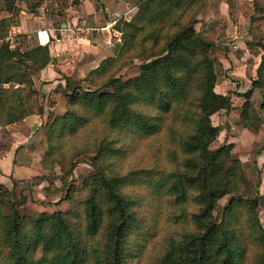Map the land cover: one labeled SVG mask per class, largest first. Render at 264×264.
Here are the masks:
<instances>
[{"label": "trees", "instance_id": "16d2710c", "mask_svg": "<svg viewBox=\"0 0 264 264\" xmlns=\"http://www.w3.org/2000/svg\"><path fill=\"white\" fill-rule=\"evenodd\" d=\"M205 5L206 0H143L129 20L114 25L120 37L115 58H106L82 79L62 76L65 113L47 128V154L53 153L63 172L65 139L98 133L96 174L84 180L89 193L83 201L73 199V190L67 192L69 209L63 212L30 218L19 211L24 197L9 204L1 201L0 264H131L142 248L132 245L138 241H131L133 234L151 238L160 222L152 195L126 189L138 182L136 174L129 170L119 176L115 171L142 143L152 146L156 164L162 158L170 165L161 189L181 213L186 205L192 210L194 231L169 241L158 264H246L249 243L256 249L249 264H264L258 197L241 198L250 190L240 161L230 158L232 144L212 148L222 128L211 117L231 110L232 102L230 94L215 92V45L195 30ZM227 6L232 21L242 16L248 22L249 34L264 33V6L237 8L233 0ZM51 61L46 45L21 51L3 41L1 128L43 114L32 78ZM135 61L136 76L116 77ZM254 91L264 96V54L250 88L237 94L245 99L239 114L242 127L258 133L264 100L253 105ZM96 121L104 129L94 128ZM229 195L221 220L214 218L218 202Z\"/></svg>", "mask_w": 264, "mask_h": 264}, {"label": "rangeland", "instance_id": "374dc122", "mask_svg": "<svg viewBox=\"0 0 264 264\" xmlns=\"http://www.w3.org/2000/svg\"><path fill=\"white\" fill-rule=\"evenodd\" d=\"M204 9L198 16V20L202 16ZM195 30H198L197 32L202 36H207L208 38H206V40L210 38L212 43L217 46L218 44L216 42L219 40L225 42L226 36L229 38L228 35L234 34L233 26L219 17V15L216 18H212L203 31L198 27ZM119 38L120 37H116L111 40L110 45L106 48V52L103 53L96 67H98L102 61L106 60V58L116 57L115 50L117 45L120 44ZM252 50L255 51L254 49ZM211 55V58L216 62L221 54L216 53V47H214ZM137 66L138 62L135 61L133 65H129L120 71L116 77L128 79L136 76L138 73ZM88 70L89 68H86V72L82 75L78 73L79 77L77 76V79L84 78L89 72ZM219 75L223 76L222 73ZM33 78L35 80H40L36 76ZM55 81H62V79L57 78ZM55 81H50L47 84H51ZM43 83L44 82H42V84ZM63 83L54 84L51 91H46L45 89L44 94L40 95V102L43 106L45 118L42 126L35 131L29 142L25 144V146H28L29 150H31L28 158L21 160L24 161L25 164L28 162L29 170L23 172L19 176V180H13L12 175H10L6 184L0 186V202L2 201L3 203L9 204L10 202L19 201L21 197H24L26 199L25 204L19 207V211L21 214L30 218H40L43 214L68 210L69 201L67 200V192L69 190L74 191L72 197L75 201H83L89 193V189L84 185V180L86 178H92V176L96 174L93 168V162L95 157L94 154L101 140V135L98 133H94L91 136L78 134V136L73 139L69 137L65 139L62 143L64 157L63 172H61L60 167L54 163V158L56 157L53 153L47 154V128L56 116H60L59 112H62V115L65 113V98L62 96L61 92ZM83 86L87 87L85 83ZM34 90L36 91V88ZM241 90L246 91L247 89L242 87ZM55 93L60 94V99L63 100L61 104L62 109L55 107ZM45 98H48L47 102ZM244 102L245 101L235 103L237 111L239 112L237 114L229 113V111H221L211 117V122L214 126L219 125L226 131L225 134L223 133L220 137L218 136V139L212 144V148L215 149L225 145V142L229 140L227 137L228 134L237 138L234 142L238 144V148H235V145L232 144V156L230 155V158H235L240 161L250 190L248 196L243 195L241 198L252 200L258 197L257 214L264 228V154L259 157L257 156L261 148L264 147V115L262 112L259 113L263 123L261 130L253 135H248V133L243 130L239 121L240 109ZM251 102L253 105L259 106L261 102H259L257 93H253ZM96 123L98 124L94 125V128L104 129V123L102 121H96ZM242 131L245 132L243 136L241 134L243 133ZM250 132L252 133V131ZM240 136L242 137L240 138ZM83 143L86 144L84 148L88 150L87 152H82ZM139 148L140 150L133 154V156L129 154L127 160L123 161V164H119V167H115V171L119 176L121 173L123 175V173L129 172V170L131 174L132 172L135 173L136 176H134V179L137 177L138 182L126 189H138L137 191L142 192V194L152 195L156 201L153 207L156 208L155 210L158 212V217L160 218V222L157 224V231H155L156 233H154L151 238H143L142 240L140 236L133 234L134 236L131 237V241H138L132 245L137 248L142 246V248L141 251H139L140 254L138 255V253H136L135 258L131 260V264H158L159 255L164 247L168 246L169 241L177 242L184 234L194 231L189 221V215L192 210L186 205L181 207L184 208V212L181 213V209L175 206L170 195L165 194L166 192L161 189L162 179L165 177L164 175L171 171L170 165L162 163V158L158 161L159 164H156L155 152L148 143H142ZM241 160L244 162L242 163ZM108 162L110 163V161ZM147 173H151V175L147 177ZM114 175L116 176L115 173L113 176ZM158 187L160 188L157 189ZM230 199H232L231 195L225 196L218 202V207L213 212L214 218L221 220L222 208L227 205ZM1 212H6V208L2 209ZM248 245L251 250L249 251V258H247L246 264H249L256 254L254 246L250 243Z\"/></svg>", "mask_w": 264, "mask_h": 264}, {"label": "crops", "instance_id": "0c3cea01", "mask_svg": "<svg viewBox=\"0 0 264 264\" xmlns=\"http://www.w3.org/2000/svg\"><path fill=\"white\" fill-rule=\"evenodd\" d=\"M141 1L143 0H0V41L8 42L12 49L19 48L21 51L48 46L52 61L36 76L40 80L33 78L34 89L41 95L45 89L51 91L54 84H62L63 81H55L62 78V75L77 79L78 73L82 75L86 68H89L88 71L95 69L111 40L119 37L114 30L117 20H129ZM227 1L206 0L205 9L195 29L198 27L203 31L211 19L218 15L233 26L234 34L228 35L229 38L225 35V42L219 40L216 42L218 46L215 44L216 53L221 54L216 61V71L219 73H216L215 92L220 95L230 94L232 109L229 113L237 114L239 112L235 103L245 101L237 94H243L250 88L264 54V33L249 34V24L242 16L232 21ZM233 1L237 8L244 4L264 6V0ZM221 73L223 76L219 75ZM50 81L55 82L47 84ZM242 87L247 90L242 91ZM254 93H257L259 102L264 100V96L257 91ZM55 98V107L62 109L60 94L55 93ZM45 100L47 102L48 98ZM59 113L62 115V112ZM44 118V114L31 115L21 122L0 127V185L6 184L10 175L13 180H19V176L29 170L28 162L25 164L21 161L28 158L31 152L25 144L42 126ZM243 130L248 135L254 134L246 128ZM225 132L222 129L219 137ZM227 137L229 140L225 145L233 144L238 148V144L234 142L237 138L230 134ZM263 154L264 147L257 156Z\"/></svg>", "mask_w": 264, "mask_h": 264}, {"label": "built area", "instance_id": "2783aa9c", "mask_svg": "<svg viewBox=\"0 0 264 264\" xmlns=\"http://www.w3.org/2000/svg\"><path fill=\"white\" fill-rule=\"evenodd\" d=\"M77 30H79V28L77 29ZM3 42L2 41H0V46H1V44H2Z\"/></svg>", "mask_w": 264, "mask_h": 264}]
</instances>
